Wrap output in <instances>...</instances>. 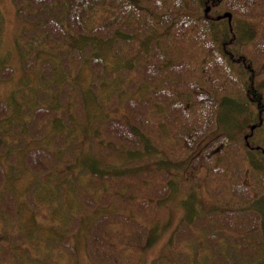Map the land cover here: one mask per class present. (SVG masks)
Wrapping results in <instances>:
<instances>
[{
  "label": "trees",
  "instance_id": "1",
  "mask_svg": "<svg viewBox=\"0 0 264 264\" xmlns=\"http://www.w3.org/2000/svg\"><path fill=\"white\" fill-rule=\"evenodd\" d=\"M12 1L20 19L30 23V27L23 28L21 33L22 39H26L23 42L24 49L20 50L22 55L40 45L39 40L48 43L59 38V41H63L62 46L70 44L71 46L67 49L73 50L78 56L90 47L89 55L82 58L83 63H87L89 58L94 56L92 60L102 64L100 54L103 48L98 43H103L114 57L112 70L128 66L129 75L139 73L146 80L162 75L164 77L167 73L172 79H166L155 95L156 98L160 97V100L165 99L167 103L168 109H166L163 120H167L168 127L174 128L171 141L173 145H177L179 152H174L173 158L168 157L169 152L166 155L162 153V163L178 166L181 158L190 160L192 167L205 168V180L206 184L208 183L206 188L209 192L216 191L220 196L229 192L238 196L234 198L228 193L223 195L227 197L225 200L229 208H221L217 211L218 213L210 210L205 214L210 219H215L214 217L218 219L224 214L218 221L220 223L217 224L220 231L199 226L196 231L198 222H195L198 221L197 218L201 212L199 213L196 203L191 202L189 212L166 243L165 254L170 255L171 258L160 256L152 261V264H184L185 262L187 264H212L211 258L213 257L220 260L222 264H230L229 258L235 256L233 254L239 247L245 250L244 256L251 260V264L253 262L259 264V260H254V253H258L259 247L264 249V41L254 40L256 38H253V35L264 38V31L259 33L255 27L256 23L264 22V0ZM125 7L130 11L125 15L124 22L118 24L111 37L90 32L97 23L108 24L109 22H102V20L111 18L109 15L116 18L115 11ZM226 13L230 16H225ZM130 16L134 20L130 19ZM239 17L245 19L246 26L251 23L250 31L236 23ZM224 19L226 22H222ZM125 28L132 29V32L124 30ZM148 28H151V34H149L151 41L146 47L140 44L135 55L128 56L120 49V46H116L117 40L130 43L138 31L144 33ZM188 37L191 40H187ZM207 37H210L209 41ZM179 42L185 43L183 47L187 49L194 48L196 58L193 61L190 59L189 52L183 53L182 56L175 53L179 50ZM189 42H191L190 45ZM143 44L146 43L143 42ZM97 45L98 47H95ZM245 46L248 47L247 51L242 49ZM123 47L126 48V46ZM62 54L64 53L60 52L59 56ZM144 63L146 64L145 70H135L139 64ZM103 68L111 73L108 64ZM94 71L100 72V69ZM4 74H11L8 67H0V76ZM50 79H53V75ZM97 80L100 85H97ZM108 84L110 83L107 79L96 76L91 85L95 87L92 95L86 94L88 91L86 89L77 91L71 88L70 91L73 92L69 94L71 99L67 101L65 109L64 105L57 104V102L47 103L45 107L55 111L64 109L65 115L70 117L67 123L75 121L79 124L75 111L72 112L78 93L81 100L77 104L79 108L85 109L82 113L84 122L87 125L93 123L94 119L100 122L97 126L92 124L89 127L91 137L99 138V147L103 139H108L110 144L118 142L125 145L127 152L131 154L133 150L129 148H137L139 155L151 154L156 147L154 145L155 135L150 134V129L147 127V123H150L149 113L144 116L138 114L140 97L134 92L130 93L127 98L128 102L131 100L133 102L131 105L127 103L123 106L120 115L114 116L112 107H109L108 112L104 110L103 115L100 116L92 114V110L88 108L89 98L93 97V100L100 104L95 97ZM223 87L232 93L220 95L218 89ZM36 92L37 90L35 94ZM178 92L182 93L181 100L178 99ZM125 98V96L122 97V100ZM233 102L244 105L243 107L237 105L236 109L239 113L237 115L239 129H243L241 143L237 142L239 140L232 139L228 134L222 133L201 146L199 142L203 138H208L211 135L210 132L214 131L219 123L222 124L225 121V118L222 119L223 121L219 118L220 109L222 107L228 109ZM11 105L15 113L17 104ZM68 105L70 109H67ZM7 106L9 105L5 101L0 102V114ZM209 108L213 109L214 116L208 111ZM44 113L49 115L46 110ZM175 116L178 117L179 123L174 124ZM55 120L59 121L60 118L57 117ZM60 122L48 131L50 137L52 136L51 142H55L54 133H59L60 128L65 126L66 121ZM38 126V119L32 116L27 123L31 136L36 135ZM78 129L84 131L86 127ZM2 145L3 141L0 142V146ZM3 147L5 154L13 150L10 144H4ZM68 148L72 153L68 151ZM21 150L24 151L23 163L35 174L46 176V180L42 182V177L33 176L32 185L28 189L30 193L25 195L29 204V218L34 223L38 222V215L43 212V209L39 206L33 208V206L38 204L39 199L48 209L53 208V204H56L55 208L58 205L59 209L67 215L63 216L62 212L60 214L62 221L59 230L61 233L54 227L51 229L57 234L59 239L57 242L69 254V257L74 256L75 250L68 242L67 236L63 235V231L77 230L85 214L94 215V219L90 220V226L86 229L85 242L86 249H89L93 260L118 264L119 260L115 259L117 255L127 252L130 247L139 243L143 246L148 244L158 231L153 223L150 227L147 226L146 221L153 217L151 211H148L149 207L152 208L149 202H152L154 207L158 203L154 199L158 195L165 196L169 189L171 190L173 184L170 171H168L170 174L167 170L160 174V178L165 177L167 186L164 184L161 190L156 188L150 196L148 193L147 199L139 202L140 208L136 209L131 202L134 195L142 193V188L139 186L137 189L135 184L122 182L121 178L118 180L117 177L122 176L124 171L115 170L114 173L107 174L104 169H99L92 154L88 157V160L91 159V164L78 163L79 158L73 154L74 149L70 142L65 144L64 150L70 154L71 161L76 165L65 166L67 175L57 176L51 172L56 161L67 157L65 153L54 150L53 146L29 149L21 147ZM91 151L93 152V148ZM133 153L138 154L135 151ZM46 171H49V174ZM84 171H89L97 178H92ZM70 172L73 177L70 176ZM136 172L138 171L134 172L135 175ZM84 173L87 174L86 181L83 180ZM151 173L143 174L148 179H140L142 176L139 174L137 178L147 186L143 181L148 180L150 184V179L156 176L155 173ZM51 178L59 181V184H51ZM67 179L74 181L66 183ZM4 180L5 169L0 162V210L4 211L2 217L6 213L7 218H12L14 212H17L18 200L15 194L10 192L11 190L3 192ZM191 180L195 181V178L192 177ZM212 182L214 185H211ZM46 186L50 187L45 189ZM68 195L71 199L69 202L71 207L68 204L64 207L63 201ZM220 196L218 195L217 198L221 199ZM192 200L191 195H188L187 201ZM105 202L106 205L102 206ZM233 213H237L238 220L234 221V218L229 216L226 224V215ZM124 223L131 224V229L127 232L121 230V225ZM19 227L23 235L26 238L30 235L32 242L35 243L36 239L32 231L25 232L22 230V225ZM226 227L231 231L229 236L222 232ZM5 238L6 235L0 237V241ZM47 240L53 243L56 238L48 236L45 242ZM222 245L227 246V250L223 249ZM11 251L16 255L15 258L19 256L26 264L21 250ZM47 251V256H50L48 264H54L52 256H58V254L54 252L49 254V250Z\"/></svg>",
  "mask_w": 264,
  "mask_h": 264
},
{
  "label": "rangeland",
  "instance_id": "2",
  "mask_svg": "<svg viewBox=\"0 0 264 264\" xmlns=\"http://www.w3.org/2000/svg\"><path fill=\"white\" fill-rule=\"evenodd\" d=\"M129 11L130 9L126 7L122 10L118 8L115 11L116 18H112L113 15H109L111 18H104L102 20V22H109L108 24L101 25L97 23L96 26L98 27L95 26L94 28H91L90 32L104 34L106 37H111L112 34H114L113 31L117 29L118 24L124 22L123 19ZM130 19L134 20L131 16ZM222 22H226V19ZM110 23L112 24L109 25ZM236 23L248 31L252 28L251 23L248 22L249 24L246 26L245 19L240 17L237 19ZM29 25L30 23L24 22L20 19L12 0H0V67H8L11 71L10 75L4 74L0 76V102L5 101V103L9 105L6 109H2V114H0V142L3 141V145L10 144V147L13 149V152L11 151L5 154L3 145L0 146V162L5 169L3 192L11 190L10 192H13L18 200L17 212H14L12 218H7L5 216L6 213L4 217H2L4 211L3 209L0 210V237L6 235V238L0 241V264H25L18 255V258H15L16 255L12 254L11 250H21L23 257L26 260V264H37L38 262L39 264L50 263V256H47V250H49V254L51 252L58 254V256H52V262L54 264H112L111 262L93 260V257L90 256L89 249H86V229L90 226V220L94 219V215L85 214V218L82 219L77 230L73 232L63 231V235L67 236L68 242L73 245L75 250V254L72 257H69V254L59 245V242H57L59 241L57 234L51 229L54 227L61 233L59 230L62 221V218L60 219V214L62 212L63 216L67 215L64 211L59 209L58 205L55 208L56 204H53V208L48 209L43 205L41 199H39L38 204H34V206L32 201L33 208L39 206L40 209H43V212L38 215L37 223H34L29 218V204L25 199V195L27 196L30 193L28 189L32 185L31 181L33 176L42 177L41 182L46 180V176L43 174H35L34 171L30 170L28 166L23 163L24 151L21 150V147L29 149L39 146H53L54 150L59 151L60 153H65L64 155L67 157L61 161H56L58 164L56 163L51 168V172L57 176L62 174L65 175L67 173L66 165H76L71 161L70 154L66 153L64 150L67 142H70L73 145V154H76V157L79 158L78 163L85 162L86 164H91V159L88 160V157L92 154L96 160L95 164L99 169H104L107 174L114 173L115 170L124 171V174L117 177V179L119 180L121 178L122 182L135 184L137 189L140 186L143 190L142 193L134 195L131 202L136 209L140 208L138 206L139 202L143 199H147L148 193L150 196L156 188H160V190L163 189L166 182L165 177L160 178V174L164 173L163 171L166 170L167 173L170 171L171 174H169L173 184V186L171 185V190L169 189L165 196L158 195L154 199L156 202L158 201L154 207L152 202H149V205H151L152 208L149 207L148 211H151L150 213L153 217L146 221L148 223L147 226L150 227L153 223L158 231L154 234L148 244L143 246V244L139 243L136 246L130 247L127 252L117 255L115 259L119 260L120 263L118 264H152V261L158 259L160 256L161 258H171L170 255L165 254L166 243L171 234H173V231L189 212L191 202L196 203L199 213L201 212L197 218L198 221L195 222H198L196 231L198 226L205 229L214 228L215 231H220L217 224L220 223L218 221L224 214L220 215V218L218 219L216 217H214L215 219H210L205 214L210 210L218 213L217 211L221 208H229V205H226L227 201L225 200L227 197L223 195H227L228 193L229 195L234 196V198H237L238 196L230 194L229 192L222 194V196L217 194L216 191L209 192L206 188L208 183L206 184L205 180V168H199L198 166L192 167L190 160L181 158L180 165L178 166L170 164L165 165L162 163V153L166 155L169 152L168 157L173 158L174 152H179L177 145H173V141H171V133L174 128L168 127L166 124L167 120H163L166 109H168L167 103L165 99L162 98L160 100V97L156 98L155 95V93L161 88L162 84L165 83V80L172 78L169 77L167 73L164 77L162 75L152 80L144 79L139 73H135L131 76L129 75L130 69L128 66L112 70V65L115 60L112 52L107 49L108 47L103 45V43H98V45L103 48L100 54L102 57V64L94 62L92 60L94 56L90 57L87 63H83L82 58L89 55L88 51H90V47H87L84 53L81 56H78L74 54L75 52L73 50L67 49L71 46L70 44L62 46L63 41H59V38L57 40L53 39L48 43L39 40L38 42L40 45L30 49L27 53L25 52V55H22L20 50L22 51L24 49L23 42L26 39H22L21 33L23 28H29ZM255 27L259 33L264 31V22L260 24L256 23ZM124 30H130V33L132 32V29L125 28ZM149 34H151V28L146 29L144 33L138 31L133 37L132 42L125 43V41L117 40L116 46H120V49L128 56L131 54L135 55L140 44L142 47H146V45L150 43L151 40ZM26 36L28 37V33ZM258 36L259 35H253V38H256L254 40L264 41V38ZM129 38L131 39L132 37ZM188 39L191 40L189 37L187 40ZM209 39L210 37H207V41H209ZM142 41L146 44L144 45ZM190 43L191 42H189V45ZM179 44V50H176L175 53H179V55L182 56L183 53L189 52L191 56L190 59L193 61L196 58L194 48L191 47L190 49H187L183 47L185 43L179 42ZM98 45L95 47H98ZM123 46H126V48ZM247 48L248 47L245 46V48L242 49L247 51ZM60 52L64 54L59 56ZM69 53L72 55H68ZM245 57L247 56L245 55ZM50 60L52 62H49ZM144 62H146V60H144ZM107 64L109 65L111 73L103 68L104 66L106 67ZM145 67V63L141 65L139 64L135 70H145ZM98 69H100V72L94 71ZM52 75L53 79L49 80ZM96 76L102 79H107L110 84L106 85L97 93L95 100L98 99L100 104H97L96 101L93 100V97L88 99V108L92 110V114H98L97 116L103 115L104 110L105 112H108L110 111L109 107H112V110H114L112 114L114 116L120 115L122 107L127 103L131 105V102H133V100H131L132 98L130 99V102H128L127 98L130 93L134 92L135 95L140 97L137 111L138 114L144 116L149 113L150 123H147V127L150 129V134L155 135L154 145L156 148L154 149V152L151 154L149 153L148 155H139L136 151L137 148H129L138 153L134 154L132 150H129L132 151L131 154L130 152H127L125 145L118 142L117 144H110L108 139H103L101 147H99L100 140L96 136L91 137V129L89 127L92 124H94L93 126H97L100 122L98 119H94L93 123L89 125L84 122L82 113L85 109L82 107L79 108L77 104V102L81 100L78 93L72 112L75 111V116L79 124L75 121L69 122V124L67 123L70 117L65 115L66 112H64V109L67 101L71 99L69 94L73 91H70V89H77V91L86 89L88 90L86 94L92 95L95 87L91 85ZM114 79H116V82H114ZM97 85H100L98 80ZM90 86L91 88L89 89ZM35 90H37L36 94ZM218 91L221 93L220 95L232 93L224 87L219 88ZM177 94L178 99L181 100L182 93L178 92ZM124 96L126 98L122 100V97ZM207 96L209 95L207 94ZM54 102L64 105V109H56L55 111L45 107L47 103ZM10 103L13 105L15 103L17 104L15 113ZM237 105L241 107L244 106L243 103L236 104L233 102L230 106L228 105V109L225 108L227 111L224 107L220 109L219 118H221V120L225 118V121L222 120L223 123H219L217 128L210 132L211 135L208 138H203L199 142L201 146L222 133L228 134L232 139L239 140L237 142L241 143L240 139L243 129H239V118H237L239 113L236 112ZM67 109H70V106ZM44 110L49 112V115L45 114ZM208 111L213 115V109L209 108ZM32 116L37 118L39 122L35 136H31V130L27 128V123ZM57 117L60 118L59 121L55 120ZM63 120L66 121L64 128H60L59 133H54V136H56L54 138L55 142H51L52 136L50 137L48 131L52 129L54 125L57 126L56 124ZM175 123H179L177 116L174 117V124ZM83 126L86 127V130L82 131L78 129ZM20 131L21 133H19ZM91 148H93V152L91 151ZM68 151L71 152V149L68 148ZM74 170L76 169L74 168ZM135 171H138L136 172V175L134 173ZM84 172L92 176V178H97L92 173H89V171ZM151 172L156 174L155 178L150 179V184L148 180H142L147 186L143 185V183L140 182V179H148L147 177L145 178L143 174H152ZM46 173L49 174V171H46ZM86 173H84L85 176L83 177V180L85 181L87 180ZM137 174L142 176L139 180ZM70 176L73 177L71 172ZM192 177L195 178V181L191 180ZM67 180L66 183L74 181ZM50 182L51 184H59V181L52 178L50 179ZM45 183L49 182L45 181ZM211 185H214V183L212 182ZM49 187L50 186H46L45 189H48ZM188 195H191L193 199L192 201H187ZM218 195L221 199L217 198ZM70 200V196L68 195L63 201L64 207L66 204L71 207L69 204ZM105 205L106 202L102 203V206ZM229 216L233 217L234 221L238 220L237 213L226 215V224L229 221ZM19 225H22V230L25 232L32 231L31 233L36 239L35 243L32 242L30 235L27 238L23 235ZM121 226V230L125 232L131 229V224L128 223H124ZM222 232L225 235H231V231L227 227L226 229L223 228ZM47 235L56 238V241L51 243L50 240H47L45 242L48 237ZM235 245L239 244L235 243ZM209 246L211 247V245ZM222 248L227 250V246L222 245ZM257 252L258 253L256 254L254 253V260H259V264H264V249L259 247ZM244 253L245 250H243L242 247H239L233 254L235 256L229 258L230 264H251V260L246 259ZM187 256L190 257L193 255ZM43 257L44 259H41ZM38 258L40 259L37 261ZM211 260L212 264H222L220 260L218 261L216 259V257L211 258ZM184 264L187 263L185 262ZM252 264H255V262Z\"/></svg>",
  "mask_w": 264,
  "mask_h": 264
},
{
  "label": "water",
  "instance_id": "3",
  "mask_svg": "<svg viewBox=\"0 0 264 264\" xmlns=\"http://www.w3.org/2000/svg\"><path fill=\"white\" fill-rule=\"evenodd\" d=\"M230 14L226 13L225 16H229Z\"/></svg>",
  "mask_w": 264,
  "mask_h": 264
}]
</instances>
